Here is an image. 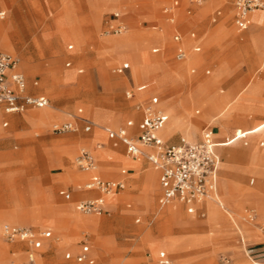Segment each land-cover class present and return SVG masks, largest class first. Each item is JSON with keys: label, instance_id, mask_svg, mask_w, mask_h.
Instances as JSON below:
<instances>
[{"label": "rangeland", "instance_id": "1", "mask_svg": "<svg viewBox=\"0 0 264 264\" xmlns=\"http://www.w3.org/2000/svg\"><path fill=\"white\" fill-rule=\"evenodd\" d=\"M171 1L0 2V12H6L3 18L0 16V21L14 50L7 48L2 39L0 44L17 54L20 68L29 80H39L41 91L51 100L48 107H53L56 112L50 122L29 121L26 113L39 109L2 115L0 108V126L6 131V135L4 130L0 132V247H4L0 249V264H11L14 257L21 255L13 254L18 248L1 235L2 226L9 223L27 225L40 231L51 230L52 237L44 246L46 256L55 249H50L48 242H59L56 252L59 259L51 264H87L65 257L69 251L79 252L84 242L90 245L96 264H156L151 260V256H156L155 246H160L161 253L164 250L169 252L176 264H254V257L259 264H264V145L260 144L264 141V127L237 143L231 137L236 128L249 129L263 122L264 111L252 108L243 116L231 117L224 123L218 118H206L204 110L195 113L192 109L190 119L193 127H198L195 134L184 133L180 125L174 136L168 137L165 135L166 123L158 131L164 140L168 139V143H179L182 134L187 139H200L208 126L215 127V131L223 127L230 131L229 141L225 137L222 138L225 140L217 141L224 147L218 149L222 158L218 180V205L221 207L214 221H208L211 215L208 208L190 213L182 206L181 217L159 215L158 208L169 204L161 205L158 201V174L154 191L156 206L152 201L150 183L146 184L145 177L148 172L151 178L155 171L152 165L143 157L142 161H131L125 146L120 142L115 144L105 129L118 130L130 119L137 123L135 101L127 97L126 91L146 80H155L154 93L160 97V106L166 112L168 104L176 103L174 112L180 124L190 110L177 101L187 96L196 97L201 82H209L210 94L216 99L225 97L228 92H243L247 88L244 95L252 81L264 83V24L255 27L253 19L254 14L264 15V9L253 11L252 23L240 31L233 18L236 0H203L199 4L179 0L174 21L168 19L163 11ZM206 2L212 3L206 5ZM117 9L127 12L128 27L121 34L105 33L104 20ZM97 14L95 25L93 17ZM79 19L88 22L84 27L90 31L82 44ZM31 24L35 27L32 28ZM175 27L183 35L189 36L192 31L196 33L197 42L201 45L199 54H190L191 57L188 54L190 59L187 57L182 62L175 59L173 48L168 51V46H172L168 39H172ZM253 36L257 38L253 40ZM119 38L128 46H112V40ZM155 39L161 40L164 49L161 47L160 51L153 52L154 47L160 46ZM69 44H74V47L69 49ZM50 46L57 53H53ZM69 60L71 65L67 66ZM55 62L59 78L50 74ZM128 62L126 71L118 73L114 70L119 64ZM192 63H197L193 73ZM81 68L83 71L79 72ZM206 69L210 72L207 73ZM263 89H258V92ZM260 97L264 100V92ZM258 102L249 104L258 106ZM233 107L234 104L228 111ZM80 108L82 112L78 111ZM78 114L88 120L76 117L75 130H53L54 123L73 119ZM6 120L9 122L4 127ZM87 127L91 130L85 131ZM232 147L236 151L251 148L253 155L228 161L225 154L234 151ZM81 148H87L96 155L99 173L104 178L118 179L122 169L134 168L126 174L131 178L125 187L109 200L106 196L111 206L101 213H85L76 208L80 200L100 195L97 190L85 189L87 174L74 163V157ZM69 170L76 172L80 179L67 183L48 180L51 175L57 176ZM229 184L256 195L248 199L238 197L235 201L227 199L225 186ZM61 189L66 192L61 194ZM146 190L150 194L144 201L151 209H145L138 201ZM211 201L210 197L204 199L205 203ZM55 205H65L72 212L59 214L53 210ZM247 209L254 210L253 221L246 218ZM72 213L87 217L93 223L79 224L69 220ZM16 219L24 222H16ZM197 221L202 224L197 225ZM252 224H255L253 234L248 237L245 226ZM251 249L255 254L250 256ZM38 260L43 264L44 261L50 263L52 258L38 256Z\"/></svg>", "mask_w": 264, "mask_h": 264}, {"label": "built area", "instance_id": "2", "mask_svg": "<svg viewBox=\"0 0 264 264\" xmlns=\"http://www.w3.org/2000/svg\"><path fill=\"white\" fill-rule=\"evenodd\" d=\"M203 0H191L201 3ZM238 14L235 18L237 27L246 29L250 23V14L258 9H264V0H236ZM168 8L167 10H169ZM115 17L119 16L116 12ZM126 30V25L120 21L110 24L106 33H121ZM179 40V36H175ZM187 52L179 48L178 59H184ZM123 71V68H117ZM130 95V93H127ZM0 104H6L8 111H21L28 106L45 107L49 99L45 96H35L27 92V80L20 69V58L2 48L0 44ZM165 116L161 110L151 105L145 107V119L141 122V133L136 138L127 136L124 128L111 130V137H120L127 145L130 155L138 157L144 154V148H155V151L145 155L149 162L160 170V183L162 204H170L176 200L192 204L196 200H203L215 194L217 188V174L220 164L219 156L215 151V143L211 140L210 132L198 142H184L179 145H166L158 135L162 128ZM75 128L72 122L54 125V130L64 132ZM75 164L81 170H93L97 167L93 152L81 148L75 157ZM124 186L122 181L106 180L94 175L86 184L88 189L97 188L105 194L116 193ZM103 198H89L79 201L77 207L85 213H100ZM193 211L192 206L189 207ZM249 221L255 219V212L250 209L246 212ZM1 235L6 241L21 240L27 242L29 248L26 260L20 264H38V251L43 247L44 239L50 238L49 229L36 231L28 226L6 224L1 229ZM81 252L76 256L77 261L94 263L90 256V245L82 243ZM66 258L73 257L71 252L66 253ZM123 264V263H120ZM158 264H175L170 258H160Z\"/></svg>", "mask_w": 264, "mask_h": 264}, {"label": "crops", "instance_id": "3", "mask_svg": "<svg viewBox=\"0 0 264 264\" xmlns=\"http://www.w3.org/2000/svg\"><path fill=\"white\" fill-rule=\"evenodd\" d=\"M98 1V3L99 2H101L102 0H97ZM103 1H105V0H103ZM0 2H2V0H0ZM190 2H191V0H190ZM209 3H212V2H206V5L207 4H209ZM205 5V6H206ZM235 13H234V16H233V18H234V24H235V26H236V28L238 29V30H240V31H242L241 29H239L238 27H237V25H236V23H235V18H236V16H237V14H238V8H237V5H236V1H235ZM179 6H180V4H179V0H173V1H171L170 3H168V4H166L165 6H164V8H163V11H164V13L167 15V18L168 19H170L171 21H174L175 20V15H176V10L179 8ZM96 8V7H95ZM168 8H170L169 10H167ZM199 9H203V8H200V7H198ZM97 9V8H96ZM258 10H262V9H258ZM189 11H190V9H189ZM116 12H118L119 13V16L118 17H115V13ZM5 11H1L0 12V16L3 18L4 16H5ZM253 13V12H252ZM252 13L250 14V19H251V23H252ZM126 14H127V12H124L123 10H121V9H117V10H114L113 12H111L110 14H109V16H107L106 18H105V20H104V29H103V31L106 33V30L109 28V26H110V24H115V23H118V22H120V21H122L125 25H126V29H127V27H128V23H127V20H126ZM99 14H97V15H94V17H93V20H94V23H95V25L97 24V20H98V16ZM80 20V19H79ZM250 23V24H251ZM80 24H81V30H82V42H81V44L83 43V41H84V39H85V37H86V35L88 34L87 32L89 31V29H85V27L84 26H86V25H88V22H82V20H80ZM31 26H33L32 24H31ZM250 26V25H249ZM248 26V27H249ZM9 27H10V21H9ZM35 26H33L32 28H34ZM247 27V28H248ZM154 28H156V26L154 27ZM246 28V29H247ZM175 29H176V31H175V33H174V35L172 36V39H168V38H166V35H165V38L166 39H168V41H170V44H172V46L170 47V48H173V52H174V57H175V59L178 61V62H182V61H184V60H186L187 59V57H188V53L189 54H199V52L201 51V45L197 42V38H196V33L194 32V31H192L191 33H190V35L189 36H187V35H183L182 34V32L177 28V27H175ZM243 30H245V29H243ZM90 32V31H89ZM125 32V31H124ZM159 32L161 33V34H165L164 33V31H161V30H159ZM121 33H123V32H121ZM120 33V34H121ZM55 34V32L52 34V37L50 38V39H52L53 38V35ZM175 36H179V40H176L175 39ZM154 39V38H153ZM156 40V39H155ZM156 42L157 43H160L159 45V47H154L153 48V52H158V51H160L161 50V47H162V49H164V45L162 46L161 44V40L160 39H158V40H156ZM2 46V45H1ZM51 47V46H50ZM68 47H69V49H72L73 47H74V44H69L68 45ZM2 48H3V46H2ZM6 47H4L3 49L4 50H6V51H9V52H11V53H13V54H16L15 52H12V51H10V50H8L7 48L5 49ZM179 48H183L186 52H187V56L184 58V59H178L177 58V52H178V49ZM51 49H52V52L53 53H57V50L56 49H54L53 47H51ZM170 50V49H169ZM168 50V51H169ZM165 51V50H164ZM17 55V54H16ZM55 56H56V54H55ZM53 60V59H52ZM51 60V61H52ZM197 63H192V68H191V71H192V73L193 72H195L196 71V67H195V65H196ZM66 65L67 66H70L71 65V60H69V61H67L66 62ZM117 68H123V71H118L117 70ZM129 68V62L128 63H123V64H119L118 66H116L115 68H114V70L116 71V72H118V73H122V72H124V71H126L127 69ZM21 69V68H20ZM22 71H23V69H21ZM83 71V69L81 68V69H79V72H82ZM206 72L207 73H209L210 72V69H206ZM24 74H25V72H24ZM25 76H26V74H25ZM26 80H27V92L29 93V94H31V95H35V96H45V97H47L48 99H49V105H47V106H45V107H48V106H50L51 105V100H50V98L46 95V94H44L41 90V86H40V83H39V80L38 79H33V80H29L28 78H27V76H26ZM187 83V82H186ZM252 84V86L250 87V86H248L249 87V90L243 95V92L247 89V88H245L244 90H243V92H242V98H241V100L239 101V102H241V101H245L246 103L245 104H249V103H252V101H259L258 102V106H250V104L247 106V105H240L239 104V102L238 103H235L234 104V107H233V109L231 110L232 112H231V114H229V116H227V117H223V118H221V121H223L224 123L226 122V121H228L232 116L233 117H237L238 115H239V117H240V115L242 116V115H244L245 113H246V111H249V110H251L252 108H258V109H260V110H262V111H264V100L263 99H261V97H260V95L264 92V89L261 91V92H258V88L260 89V88H263L264 87V83L263 82H261V81H252L251 83H250V85ZM155 80H146V81H144V82H142L141 84H138V85H136V86H133L132 85V87L130 88V89H128L127 91H126V95H127V97L128 98H130V99H132V100H134L135 101V103H134V106H135V108H136V110H137V113H136V118H137V123L136 122H134L135 120L134 119H130V120H128L127 122H126V125L124 126V127H122V128H124L125 129V131H126V134H127V136H129V137H131V138H136L137 136H139V134L141 133V127H140V124H141V122H143V120L145 119V107L146 106H148V105H151V106H153L154 108H156V109H158V110H161L162 112H163V114H164V116H165V120H164V123H163V125H162V127L164 126V124L168 121V119H169V115H168V113L166 112V110L163 108V107H161L160 106V97L156 94V93H154V90H155ZM256 87V88H255ZM130 93V95H128L127 93ZM231 95H232V92H228V94H227V96H225L224 98H222V99H224V101H228L229 99H230V97H231ZM250 100H252V101H250ZM237 104V105H236ZM45 107H36V106H28V107H26L24 110H21V111H8L7 110V106H6V104H0V108L2 109V115H3V113H6V114H14V113H19V112H25V111H29V110H31V109H33V108H36V109H41V108H45ZM235 110H237V111H235ZM243 110V111H242ZM27 111V112H28ZM79 112H82V108H80L79 110H78ZM197 113H200V112H197ZM236 114V115H235ZM54 116H51V117H49V119H48V121L50 122V120H51V118H53ZM76 117H78V118H82L79 114L78 115H76V116H74L73 117V119H69V120H67V121H64V122H62V123H66V122H72L73 124H74V126H75V128L73 129V130H75L76 129V127H77V123H78V121H77V119L78 118H76ZM82 119H84V120H88V119H85V118H82ZM26 120V119H25ZM264 120V119H263ZM220 121V122H221ZM262 121V120H261ZM8 120H6V121H4L3 122V126L4 127H6L7 125H8ZM62 123H59V122H57V123H54V125H56V124H62ZM54 125H53V130H54ZM254 126V125H253ZM2 130H4L2 127H0ZM88 128V127H87ZM84 128V130L85 131H89V130H91V128ZM249 128H251V127H249ZM1 129H0V131H1ZM106 130H107V132H108V137L110 138V139H113L114 141H115V144H117V142H120V143H122L124 146H125V150H126V154H127V156L130 158V160L131 161H142V157L143 158H145L146 160H148L147 159V157H146V153L147 152H151V151H155L156 149L155 148H144V154H142V155H140V156H138V157H134V156H132V155H130L129 153H128V151H127V145H126V143L120 138V137H118V136H116V137H111L110 135H109V132L111 131V130H114V129H111L110 127H106L105 128ZM237 129H242L243 130V132H242V134L240 135V136H237V134L236 135H234L235 134V131L237 130ZM245 129H247V128H241V127H239V128H236L235 129V131L233 132V134H231V137H232V141H236V143L238 142V141H240V140H245L248 136H252V135H254V134H257V133H253V134H250L249 132H247V131H245ZM216 130V128L215 127H207V128H205L204 129V133H203V135H202V137L200 138V139H197V137H195V140L194 141H187V140H193V139H186V137H183V134H182V139H181V141L179 142V143H168V139L167 140H164V138L160 135V133L158 132V135H159V137L162 139V141L166 144V145H179V144H182V143H184V142H198V141H201L203 138H204V135H205V133L206 132H210V137H211V140L215 143V151H216V153H217V155L219 156V159H220V164H219V167H218V174H217V188H216V192H215V194L214 195H216V194H218V180H219V171H220V168H221V163H222V158H221V155H220V153L218 152V149L219 148H221V146L222 147H224V145H219L218 144V140L220 141V140H225L226 139V141H229L227 138H228V136H230V134H229V132L230 131H228V129L226 128V127H223V129L222 130H217V131H215ZM55 131V130H54ZM114 131H116V130H114ZM4 132H5V135H6V131L4 130ZM180 132V131H179ZM174 136V135H173ZM172 136V137H173ZM1 137V136H0ZM223 137H225V139H222ZM221 138V139H220ZM247 143V142H246ZM261 145H264V141H261V143H260ZM99 146H101V145H99ZM248 150L249 149H251V148H247ZM79 152V151H78ZM77 152V153H78ZM77 155V154H76ZM94 156H95V158H96V155L94 154ZM76 157V156H75ZM75 157H74V163H75ZM133 159H138L139 157V159L138 160H133ZM225 157H226V159L228 160V161H230V160H235V158H238V157H227V155L225 154ZM96 162H97V167L95 168V169H93V170H81V169H79V170H81L82 172H86L87 173V180H86V182H85V184L94 176V175H98V176H100L101 178H103V179H106V180H118V181H122L123 183H124V186L122 187V188H120L116 193H118L121 189H123L124 187H125V184H126V182L129 180V178H131V177H127L126 176V174H128L129 173V171L130 170H132V169H134V168H124V169H122L121 170V177L120 178H118V179H108V178H104L103 176H101V174L99 173V170H98V160H97V158H96ZM148 162H149V160H148ZM150 163V162H149ZM151 164V163H150ZM152 165V164H151ZM152 167H153V169L155 170L153 173H154V179L153 180H150V178H149V174H148V172L146 173V175H145V177H146V184L147 183H153V184H158V183H156V174H158V182H159V184H158V186H159V188H158V191H157V193H158V201H159V203H161V201H160V198H161V196H162V188H161V183H160V170L159 169H157L156 167H154L153 165H152ZM156 168V169H155ZM151 172V171H150ZM263 172V171H262ZM78 179H80L79 178V175L76 173V172H74V171H72V170H69V171H67V172H65V173H61V174H59V175H57V176H52L51 175V179H48V180H51V181H56V183H62V182H65V183H67V182H70V181H76V180H78ZM262 184H264V182L262 183ZM85 189L86 190H97V191H99L100 192V195L99 196H96V197H90V198H103V200H104V203H103V206H102V211H106V207L107 206H111V205H109L108 204V200L109 199H111V196H108V195H111V194H116V193H111V194H105V193H103L101 190H99V189H97V188H92V189H88V188H86L85 187ZM66 192V190L65 189H61L60 190V193L61 194H64ZM149 191L148 190H146V192H145V194L140 198V199H138V201H139V203L140 204H142L143 206H144V208L145 209H151V208H149V206L148 205H146L147 203H145V201L144 200H146L147 198H148V196H149ZM106 196H108V200L106 199ZM71 197V195L70 196H68V198H70ZM87 199H89V198H87ZM81 201V200H80ZM176 202H178V204H180L181 206H185L186 208H187V210L190 212V213H193V212H195V211H197V210H199V209H204V208H208V210H209V212L210 211H212L213 212V214L212 215H209V218H208V221H214V220H216L217 218H218V215H219V213H220V205H218V204H214L213 202H208V203H205L204 201H202V200H196V201H194L192 204H187V203H185V202H181V201H178V200H176V201H174V202H172V203H170L169 205H173V204H175ZM199 202V203H198ZM79 203V202H78ZM77 203V204H78ZM229 204H231L230 202H228ZM161 205H164V204H162L161 203ZM53 206V205H52ZM190 206H192L193 208H194V210L193 211H190L189 210V207ZM76 208L78 209V207H77V205H76ZM54 211H56L57 213H59V214H65V215H67L68 213H70V212H72V210L71 209H69V208H67L65 205L64 206H60V205H55L54 206V209H53ZM79 210V209H78ZM248 210H250V209H247V211ZM101 213V212H100ZM70 215H75L74 213H72V214H70ZM169 216V215H168ZM139 220V219H138ZM10 225H18V224H11V223H9ZM200 224H202L201 222H199V221H197V225H200ZM6 225V224H5ZM4 226V225H3ZM2 226V227H3ZM20 226H27V225H20ZM28 227H30V226H28ZM31 228H33V227H31ZM2 229V228H1ZM34 230H36V231H40L39 229H35V228H33ZM46 230V229H45ZM249 232L251 231V233L250 234H248V237H250L252 234H253V228L252 227H250L249 229ZM52 232V231H51ZM164 234V233H163ZM163 236H165V235H163ZM52 237V236H51ZM50 237V238H51ZM50 238H47V239H44V243H43V247L41 248V249H39V251H38V256L39 257H42V256H44V257H50V258H52V261L50 262V263H48L47 262V264H51L52 262H54V261H57L58 259H59V254L57 255V249L59 248L58 247V240H53L54 241V244L53 243H51V242H48V244H49V248L51 249V247L52 248H55L54 249V252L51 254V255H48V256H46V252H47V249H44V246H45V243H47V240H49ZM241 238H242V236H241ZM7 242H9V243H13V244H15V246H16V248H18V249H16L14 252H13V254H17V253H21V255H18V256H16V257H14V259L12 260V262H11V264H20L21 262H23V261H25L26 260V257H27V252H28V248H29V246H28V244H27V242H25V241H21V240H15V241H7ZM48 248V249H49ZM81 248H82V246H81ZM0 249H4V247H0ZM70 252V251H69ZM81 252V249H80V251L79 252H77L76 254H74V253H72L73 254V257L72 258H70L69 260H73V259H75L76 261H77V259H76V256L79 254ZM249 254H250V256L251 255H253V254H255V251H253L252 249L250 250V252H249ZM66 255V254H65ZM90 256L94 259V263H92V264H96V260H95V257L93 256V254L91 253V250H90ZM255 256V255H254ZM66 257V256H65ZM38 258V257H37ZM160 258H170V259H172L173 261H174V263H175V260H174V258L171 256V254L169 253V252H167L166 250H164L163 251V253H157L156 254V256L155 257H152L151 256V260H152V263L153 262H156V264H158V261H159V259ZM253 258V257H252ZM66 259H68V258H66ZM77 262H79V261H77ZM79 263H87V264H91V263H89L88 261H85V262H79ZM253 263L254 264H259L260 262L258 261V260H255V257L253 258ZM38 264H40L39 263V260H38ZM176 264V263H175Z\"/></svg>", "mask_w": 264, "mask_h": 264}, {"label": "bare ground", "instance_id": "4", "mask_svg": "<svg viewBox=\"0 0 264 264\" xmlns=\"http://www.w3.org/2000/svg\"><path fill=\"white\" fill-rule=\"evenodd\" d=\"M253 19H254V26L255 27L258 26V25H260V24H264V15L254 14L253 15ZM2 32H4V30H3V24L0 21V39H2L3 43L6 45L7 48H9L10 50H14V48L12 47V45L7 41L6 32H4V33H2ZM256 38H257V36L256 37L255 36L252 37L253 40L256 39ZM112 42H111L112 43V46H116V47L128 46V43H126L121 38L112 40ZM170 47L171 46H168V50L170 49ZM191 56L192 55H190V57ZM190 57H188V59H190ZM56 63L57 62H55L54 65H53V67H51L50 74L54 78H59V76H58L59 72H58L57 64ZM30 68L31 69H34L35 71L37 70L33 66H31ZM42 86H45V84H43ZM209 87H210L209 82H201L198 85V87H197V90H198L197 96L194 93L196 97L190 98L189 96H187L186 98L179 99L177 101V103L179 105L181 104L185 108L188 107L189 110H190L189 113H188V115L186 116L185 120L181 124H180V121L178 120V116L175 115V112H174V110H175L174 105L176 106V103H173V104L170 103V105L168 104V107H167L168 108V111H167V113L169 115V119L166 122V131H165L166 133H165V135H167L168 137L174 135L175 132L177 131V129H179L180 125L182 126L181 128H182V131L184 133H186V134H195L197 132V128L198 127L197 128L196 127H193L194 126L193 120L190 119V115L192 113V109L194 110L195 113L201 112V110H204V114L203 115L206 118H212L213 117V119H217L218 118V119L221 120V118L227 117V116H229V114H231L232 111L231 110L228 111L229 107L231 105L237 103L239 100H241L240 98H241L242 92H236V93L232 92V95H231V97H230V99L228 101H224V99H222V98H219V99L212 98V95L210 94V91H209ZM193 89H195V88H193ZM185 95H188V94H185ZM185 95H184V97H185ZM239 104H241V103H239ZM192 105L194 107H192ZM52 108L53 107H45L43 109H39V110H36V111H30V112L26 113L25 117L29 121H38V120L39 121H48L49 117L54 116L55 110L52 109ZM235 111H237V110H235ZM262 127H264V121L263 122H259V123L255 124V126L247 129V132L254 133L255 131L261 129ZM0 132L2 133L3 130L1 129ZM242 132H243L242 129L241 130L240 129H237L235 131V134L234 135L237 134V136H240L242 134ZM187 141H194V139L193 140H187ZM232 149H233V147H232ZM235 149H237V148H235ZM242 149H243V151H236V150L233 149L234 151L227 152L226 155H227V157H234V158L235 157H239V156H241V157L246 156V157H249L250 158L253 155V151L251 152L252 149H249V150L248 149H244V148H242ZM138 159H133V160H138ZM150 176H151L150 180H153L154 179V173H151ZM150 186H151V189L150 190L152 191V201L156 205L155 197H154V195H155V192L154 191L156 189L157 184H153V183L151 184L150 183ZM255 195H256V193L251 192V191H247V190H245V189H243V188H241V187H239L238 185H235V184H229V185L225 186V195L224 196H226L227 199H231L233 201H235L236 199H238V197H244L245 199H248V198L253 197ZM108 196L113 197L114 195L111 194V195H108ZM210 198L212 200L211 202H213L214 204H218L220 202L219 199H218L219 198V194L212 195V196H210ZM202 201H204V199ZM181 210H182V206L180 204H178V202H177V203H175L173 205H169V206H166V207H163V208H158V212H159L158 214L161 215V216L162 215H164V216L165 215H172V216H176V217H181L182 216ZM210 214L212 215L213 212L210 211ZM93 218H94V216H93ZM69 220L76 221L79 224H92L93 223L92 222L93 220H90L87 217H84V216H82L80 214L69 215ZM15 221L16 222L17 221L18 222H24V221H22L20 219H16ZM251 223H254V222H251ZM253 225H255V224L246 225L245 226L248 234L251 233V231L249 232L248 229L250 227L253 228ZM154 252H155V254H157V253L160 254L161 253L160 246H155L154 247ZM42 263L43 264H46L47 262L45 263V261H44Z\"/></svg>", "mask_w": 264, "mask_h": 264}]
</instances>
